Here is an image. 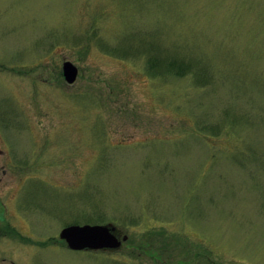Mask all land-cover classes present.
<instances>
[{"label":"rangeland","instance_id":"374dc122","mask_svg":"<svg viewBox=\"0 0 264 264\" xmlns=\"http://www.w3.org/2000/svg\"><path fill=\"white\" fill-rule=\"evenodd\" d=\"M0 122L35 221L128 236L17 264H264V0H0Z\"/></svg>","mask_w":264,"mask_h":264},{"label":"flooded vegetation","instance_id":"af4514ba","mask_svg":"<svg viewBox=\"0 0 264 264\" xmlns=\"http://www.w3.org/2000/svg\"><path fill=\"white\" fill-rule=\"evenodd\" d=\"M2 128L6 126L0 125V264H17L14 254L17 244L22 249L35 245L37 251L50 243L54 247L65 248L66 242L60 237V232L66 225L55 214L50 218L53 221L51 226L45 218L35 221L36 215L47 216L53 212L45 210L40 203L27 199L24 189L18 190L16 186L8 184L18 173V167L22 163H17L12 136H4ZM114 234L118 239L121 238L116 229Z\"/></svg>","mask_w":264,"mask_h":264},{"label":"water","instance_id":"95a60500","mask_svg":"<svg viewBox=\"0 0 264 264\" xmlns=\"http://www.w3.org/2000/svg\"><path fill=\"white\" fill-rule=\"evenodd\" d=\"M77 74L78 69L72 62L66 60L62 63V75L67 83L74 82ZM114 230L111 224H71L61 230L60 237L73 250L117 249L127 236L118 239Z\"/></svg>","mask_w":264,"mask_h":264},{"label":"trees","instance_id":"16d2710c","mask_svg":"<svg viewBox=\"0 0 264 264\" xmlns=\"http://www.w3.org/2000/svg\"><path fill=\"white\" fill-rule=\"evenodd\" d=\"M147 63H148V66L150 68H152V67L158 68V66L161 64L160 59H158L154 56L149 58ZM166 64H165V66L168 67V70H170V71H172L178 75L183 74V73H185V70H188V68H186L184 61L181 59H179V61L178 60H174V61L172 60V62L167 61Z\"/></svg>","mask_w":264,"mask_h":264},{"label":"bare ground","instance_id":"6f19581e","mask_svg":"<svg viewBox=\"0 0 264 264\" xmlns=\"http://www.w3.org/2000/svg\"><path fill=\"white\" fill-rule=\"evenodd\" d=\"M109 250H112L111 248H109Z\"/></svg>","mask_w":264,"mask_h":264}]
</instances>
